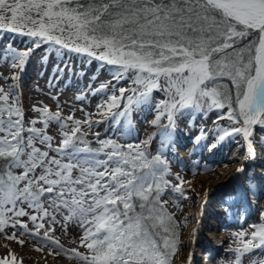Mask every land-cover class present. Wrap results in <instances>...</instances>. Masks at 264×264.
<instances>
[{"label": "snow or ice", "instance_id": "snow-or-ice-1", "mask_svg": "<svg viewBox=\"0 0 264 264\" xmlns=\"http://www.w3.org/2000/svg\"><path fill=\"white\" fill-rule=\"evenodd\" d=\"M0 31L31 41L24 50L9 43L0 51L12 73L0 74L6 83L19 79L16 70L23 71L32 51L48 45L112 66L117 84L127 79L132 85H111L107 100L85 112L83 121L47 106H33L37 115L26 119L15 85L0 87V234L11 228L6 238L16 239L19 229L69 264H174L180 224L165 210L163 196L170 188L186 199L185 181L177 175L172 186L166 179L171 173L164 154L148 153L151 137L122 145L101 139L97 130L93 147L88 133L110 118L116 126L123 118L131 131L133 113L151 106L153 91L161 90L165 98L155 103L149 124L166 117L162 147L174 145L175 118L184 110H216L217 120L229 123L216 124L209 149L242 136L244 158H255L252 130L264 127V0H0ZM109 88L107 82L89 85L93 96ZM93 114L101 119L93 121ZM50 123L61 130L57 147L47 134ZM205 138L201 129L194 143ZM73 222L82 234L78 247L66 249L52 236L57 225L67 232ZM232 235L231 264L245 257L264 264L251 257L255 250L264 256V222ZM0 264H14V258Z\"/></svg>", "mask_w": 264, "mask_h": 264}, {"label": "rangeland", "instance_id": "rangeland-1", "mask_svg": "<svg viewBox=\"0 0 264 264\" xmlns=\"http://www.w3.org/2000/svg\"><path fill=\"white\" fill-rule=\"evenodd\" d=\"M6 33L17 35L14 33ZM18 36L22 37L24 40L29 39L26 36ZM66 52L73 53L64 49L60 50L61 54H65ZM85 58L91 62H98L87 56H85ZM107 67L109 68L112 66ZM0 87H4L6 89L8 87L3 79H0ZM31 87V83L28 85L24 84L22 92L16 91L19 104L25 113L26 119L34 118L37 115L31 111L33 106H47L52 112L59 110L62 117L73 115L74 119H79L81 121H83L85 112L92 113V109L89 108V106L83 101L78 100L73 96L72 98L67 97L70 92H64V94L61 95L60 93L55 94L52 91L39 92ZM158 92H161V90L153 91L154 94L152 96V103L160 100V95L157 94ZM57 105L60 106L59 109L57 108ZM81 109H83V111H81ZM217 114L220 115L218 111H213V116H216ZM215 118L217 119V117ZM92 119L95 121L101 119V117L93 114ZM120 119L122 121V125L120 126L122 127L124 126L123 118ZM137 121V119L133 120V124H136ZM227 123L229 122L227 121ZM113 126L114 122L111 118L98 126L93 125V130L88 133L87 138L95 140V132L98 130L100 132L101 139L112 138L122 145H126L127 143H139L136 142L135 138L129 135V133L123 132L120 129V126L119 129H114L112 128ZM37 127H42V125L37 124ZM252 131L256 132L257 137H264V127L257 125L254 126ZM47 134L53 138V147H57L61 139V130L59 129V125L50 123L47 129ZM172 139L174 140V145L169 147L170 150L168 149L163 152V150H160V148L156 149L151 146V144L147 149L150 156H155L158 151L164 154V158H166L169 164V170L171 173L166 177V179L172 186H175L178 183L175 177L179 173H185L184 170H179L181 167L184 168L186 166V168L190 167L199 171L201 166L205 167L210 164L221 166L225 164V160L221 157V152L219 151L214 153L215 159L210 160L207 158L208 155H205L206 150H209V148L206 149V147H204L198 154L190 149L191 146L189 141L183 143L181 140H176L174 134L172 135ZM38 146L43 148L41 145ZM50 155H55V153H50ZM241 166H243L245 170L243 172L234 173L233 178L229 182L224 181V176H221L220 179H214L213 182L215 183L217 181L216 184L219 186L216 187L212 193H210L212 187H210V185L205 186L203 182L204 180L201 179V177L207 174L204 171L189 175L187 182L181 185L187 193L186 199H183L177 193H173L170 188L166 189L163 200L168 202L164 204V208L168 214L172 215L173 219L180 224L178 229L180 249L173 256L174 264H185L183 261H185V259L187 260L189 253H198V249L196 248H200V256H193L192 260H194L195 264H231L233 255L228 252V249L230 246L235 247V238L232 234L234 232H238L241 228L252 229V226L257 224V220H260L261 223L264 222L261 219V213L264 212V162L261 164V162L258 163L255 160H250L248 164L245 161V163L241 164L240 167ZM256 169H262L263 171ZM226 175H229V173ZM218 181L222 182L220 183ZM247 183L251 185L252 191L245 189L244 185ZM235 196L240 198L242 201L233 207L227 200H229L230 197L234 199ZM177 202H179L181 206H177ZM207 207L208 212L204 210V208ZM225 208H228L229 210H225ZM232 208L236 211V215L232 214ZM216 209H222V211H218ZM57 218L60 219V217ZM22 219L27 221L26 217ZM31 227L32 226L29 223V228L31 229ZM194 232L195 234L196 232L204 233V246H201L198 242L192 240L191 236ZM12 234L13 230L11 228L6 229L5 233L0 234V261L5 259L12 261L14 258V264H43L42 261L36 263L30 258H26V255L18 254L21 247L19 245L16 246L15 243L18 240L26 241L39 246L38 248H42L41 251L31 250V252L35 254H47V247H43L35 239L27 236H21L19 229L16 230V239L6 238L7 236H12ZM81 234L82 231L79 224L77 222H73L68 225L67 232L57 225L52 238L58 239L59 243L64 248L71 249L78 247L79 237ZM42 235L43 233L41 232V236ZM198 241L200 242V240ZM4 244H6V247H12V249L8 248L9 251H4ZM80 250L83 251V249ZM255 254L259 255L258 259L264 258L261 252H255ZM207 256H210L211 259H207ZM242 259L244 261L248 258L245 257ZM65 263L69 264L67 260ZM191 264H194L193 261ZM243 264L245 263L243 262Z\"/></svg>", "mask_w": 264, "mask_h": 264}, {"label": "bare ground", "instance_id": "bare-ground-1", "mask_svg": "<svg viewBox=\"0 0 264 264\" xmlns=\"http://www.w3.org/2000/svg\"><path fill=\"white\" fill-rule=\"evenodd\" d=\"M9 43H11L12 46L17 50H24L27 47H31V41L29 39L24 40L18 35L0 32V51H3L4 47ZM56 68L63 69V72H54V69ZM110 68L112 67L108 68L106 65L101 66V62L88 61L87 58H85V56L83 55L67 52L65 54H61L60 52L58 53L54 47H50L48 45H41L39 48H36L34 51H32L31 55L27 59L26 67L23 69V71L21 72L19 69L16 70V73L19 75V79L15 81H10L6 84L7 86L9 83L14 84L15 91L19 92H22L24 84L28 85L31 83V88H33L34 90H38L39 92L52 91L55 94L60 93L61 95L64 94V92H70L69 95H67V97L69 98H72V96L76 98L77 95H84L85 99L81 101L87 104L89 108L92 109V113H94L95 106L97 105V103H99L102 99L107 100L108 94H110L112 91L111 85H115L117 89L119 87H132L130 80L127 79L120 81L117 84L116 81L113 80ZM0 74H2L3 76H9L12 74L9 70V65L7 63L0 62ZM57 76L61 77L59 84L56 83L55 77ZM104 82L110 84L108 93H97L95 96H93L89 91V85L91 86V88L95 89L99 84ZM160 84L164 86L165 82L163 79H161ZM127 94L129 93H126V95ZM153 94L154 93H152V96ZM157 94L160 95L159 99L165 98V93L163 91L158 92ZM155 103L156 102L151 103V106H142L138 111L133 113V120L137 119L138 121L136 124L132 125L131 131L129 130V128L125 127V125L121 127L120 125H122V122L119 126L121 127L120 129L123 132L129 133V135L135 138L136 142H140L151 137V146L155 147L156 149L160 148V150H163L164 152L168 150L169 147H162V142L167 143V141L165 140L160 130L163 129L165 124L167 123L166 117L162 118L161 123L157 126H152L149 124V121L155 118ZM114 111H119V109ZM213 111H210L207 114H195L191 110H184L183 114L177 115L175 118V131L173 133L176 140H181L183 143L189 141L191 146L190 149H192L193 152H197L198 154L200 153V151H202L204 147L208 149V145L212 143L214 138L212 130L216 127V124H228L226 120L218 121L215 117H218L219 114H217L218 116H213ZM119 126H116L114 124L112 128L119 129ZM201 129L204 130L206 138L202 140L199 145H197L194 143V138L200 132ZM252 140L254 143L255 158H244L246 151L244 141L242 136H237L232 139L225 140L224 142L220 143L217 148L212 150L209 149L205 152V155H208L207 158L210 160L215 159V152H221V157L225 160V164L221 166L215 164H210L205 167L201 166L199 168V171L190 167L186 168V166L183 165L185 167H181L179 170H184L185 173H179L178 176L181 177L183 181L187 182L189 175L204 171L207 174L201 177V179L204 180L203 182L205 186L210 185V187H212L210 191V193H212L215 188L219 186L216 184L217 181L215 183L213 182L214 179H220L221 176H224V181L229 182L233 178L234 173L237 172L236 169L239 168L241 164L245 163V161L247 162V164L248 162H250V160H255L258 163L261 162V164L262 162H264V137H257L256 132L253 131ZM228 173L229 175H226ZM222 181L218 182L221 183ZM244 187L246 190L252 191L251 185L249 183L245 184ZM227 201L231 203L233 207H235L242 200L235 196L234 199L230 197ZM176 205L181 206L179 202H177ZM204 210L208 212V207L204 208ZM216 210L222 211V209ZM225 210L229 209L225 208ZM232 211V214L236 215V211H234V209ZM260 223L261 221L257 220V224L255 225H258ZM241 230L250 232L252 229L241 228L239 231ZM191 237L193 241H196L199 243V245L204 246V233L196 232V234L192 235ZM198 240H200V242ZM18 241H16L15 243L16 246L19 245L21 247L18 251V254L26 255V258H30L36 263L42 261L43 264H67L65 263L66 259L63 257H55L54 255H49L48 253L35 254L31 252V250L34 251L39 246L28 243L26 241H23V244H21ZM8 248L12 249V247H6V244L3 245L4 251H7ZM196 249H198V253L195 254V257H198L200 256V248ZM255 252L261 251L255 250L251 254V257L253 259H258L259 255L255 254ZM223 259L225 260L224 257ZM192 261L195 264L194 260ZM243 262L245 264H249V259L244 260ZM183 263H188V260L185 259Z\"/></svg>", "mask_w": 264, "mask_h": 264}, {"label": "trees", "instance_id": "trees-1", "mask_svg": "<svg viewBox=\"0 0 264 264\" xmlns=\"http://www.w3.org/2000/svg\"><path fill=\"white\" fill-rule=\"evenodd\" d=\"M89 141H92L93 143H92V146L93 147H97L98 145L95 143V140H93V139H89V138H87Z\"/></svg>", "mask_w": 264, "mask_h": 264}]
</instances>
